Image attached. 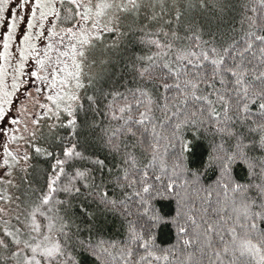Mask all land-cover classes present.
<instances>
[{
	"label": "snow or ice",
	"instance_id": "6c2138e0",
	"mask_svg": "<svg viewBox=\"0 0 264 264\" xmlns=\"http://www.w3.org/2000/svg\"><path fill=\"white\" fill-rule=\"evenodd\" d=\"M0 27V264H264V0H0ZM125 72L133 87L112 89ZM21 96L39 110L27 137L9 117ZM38 133L69 143L56 155ZM85 133L117 172L78 150ZM193 133L211 137L205 170L188 166ZM19 141L54 160L39 187ZM164 196L171 247L155 234Z\"/></svg>",
	"mask_w": 264,
	"mask_h": 264
},
{
	"label": "trees",
	"instance_id": "16d2710c",
	"mask_svg": "<svg viewBox=\"0 0 264 264\" xmlns=\"http://www.w3.org/2000/svg\"><path fill=\"white\" fill-rule=\"evenodd\" d=\"M242 10L238 7L236 10L235 17L236 19H239V14ZM183 34V33H181ZM131 51L136 52L138 55L141 54V50L137 48H132ZM155 51V49H153ZM144 54H148V49H144ZM134 81L132 79V74L130 72H125L124 75H117L113 78L112 82V89L118 90L120 92H124L126 88L133 87ZM107 87V86H106ZM91 94V92H89ZM110 99V98H109ZM35 113L34 110L31 111L28 117V129L29 132H31L32 125H31V114ZM39 110H36V113H38ZM63 119V118H62ZM86 117L83 112H80L77 115V122L79 126H83L84 121ZM93 119L101 122L102 126H106L108 121L106 117L103 114L100 115H94L93 113L89 112L87 115V120L91 122ZM47 123H52V121H47ZM16 125H13L15 127ZM20 129V128H19ZM58 137H66L68 136V129L64 128H58L54 130ZM40 132L47 133L48 129L45 126H41ZM17 135H24L28 136V132L21 133L19 131L16 133ZM88 135L87 133L81 134L76 139L79 140V148L78 150L85 151L86 154L92 156L95 158L96 156H99L100 158L104 159L106 164L112 168L113 173L118 171V167L113 168V165H119V159H113V157L110 154H106L103 149H101L96 141L94 134L88 135L87 140H85L84 136ZM194 139L191 140V143L193 145L191 154L189 156V162L188 166L193 170L196 171L198 169L205 170L207 168V165L205 163L207 159V149L208 144L211 143V137L209 135L208 139L204 140L199 136H196L195 133L192 134ZM71 139V138H70ZM72 142H76V140H72ZM69 140H63V139H49L47 142L44 139L39 138V133L37 136V139L32 142V145L34 147H41L46 148L48 151L54 152L56 155L60 154L61 148L68 144ZM19 145H21L20 151L23 154V152L27 151L29 156L31 157L28 161V164L31 166L29 167V172H33L35 170V183L36 186H41L44 184L45 175L48 170H50V165L54 163V160L52 157H45L41 155H37L34 151V147L29 144H25L23 141L18 142ZM17 145H12L13 148H15ZM23 163V162H22ZM202 165L204 166L202 168ZM236 174L238 179H243L245 172L242 166L236 167ZM97 176V180L104 176L106 177L108 175L107 172L105 173H99L97 172L95 174ZM207 179L210 183H214L216 177L213 174L212 171H208ZM19 195V193H17ZM203 195V193H201ZM154 205L156 208V211L158 215L162 218L161 223L157 226L155 230V234L157 236L158 243L163 247H171L172 244L175 243L176 240V226L172 222L173 218L175 216V213L177 211V202L176 198L174 196H164L157 198L156 201H154ZM91 208L90 205H86ZM77 214H79V210L77 209ZM103 224L105 228L106 234L110 236H117L118 232L117 229L119 227V220L114 218L111 215H108L106 218H103ZM83 264H89V260L87 257L84 258Z\"/></svg>",
	"mask_w": 264,
	"mask_h": 264
},
{
	"label": "rangeland",
	"instance_id": "374dc122",
	"mask_svg": "<svg viewBox=\"0 0 264 264\" xmlns=\"http://www.w3.org/2000/svg\"><path fill=\"white\" fill-rule=\"evenodd\" d=\"M5 19H8V13L7 12L5 13ZM48 26L49 25L46 22L45 27L47 28ZM22 27L23 26H21V28ZM4 31H5V29L2 28V27H0V37H2V35L4 34ZM16 46H17L16 45V42L14 41L13 42V48H15ZM37 46L38 47H42L43 46V43L42 42H38ZM0 51H3L2 40H0ZM7 83L9 85L11 84V78L10 77L7 80ZM33 92H34V88H33ZM41 100L43 101V98L42 97H41ZM20 101H23L24 104L26 105V112H24V113H21V112L17 111L18 108H19V105H20ZM20 101H16V102H14L12 104V106H11L12 107V111L9 112V117H11V116H17L22 121V123L20 125H16L15 128H20L21 133H24L23 129H24L25 123H27V125L29 123L28 122L29 121L28 120L29 114L31 113L32 110H34L35 113H36V110L37 109H35L33 107V103H32L31 100H24V97L23 96L20 97ZM33 114H34V112H33ZM7 123H8V118H6L5 121H4V124H7ZM11 127H13V126H11ZM2 139L3 138L0 137V141H2Z\"/></svg>",
	"mask_w": 264,
	"mask_h": 264
}]
</instances>
